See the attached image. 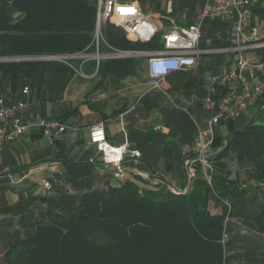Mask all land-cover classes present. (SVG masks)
<instances>
[{
	"label": "trees",
	"instance_id": "1",
	"mask_svg": "<svg viewBox=\"0 0 264 264\" xmlns=\"http://www.w3.org/2000/svg\"><path fill=\"white\" fill-rule=\"evenodd\" d=\"M139 1L146 13L166 8L162 0ZM262 1L258 0L252 7V25H255V17L264 22ZM96 2L0 0V57L85 50L93 40ZM179 3L189 5L190 0H179ZM193 6L194 3L191 8ZM208 21V39L202 38V47H224L233 43L227 23ZM103 32L107 41L120 49L152 50L163 46L160 35L150 41H132L123 28L111 21H107ZM217 33L224 36L223 40ZM259 53L264 58V49ZM144 60L143 57L103 60L85 102L89 103L90 95L100 87L116 89L123 86L127 78L143 75ZM207 65L198 68L202 76L192 70L175 72L170 77L173 85L170 92L178 90L183 94L198 80L204 81L210 68ZM87 70H93V63L88 64ZM73 75L75 72L60 62L0 61V95L10 103L19 100L31 103L35 96L57 102L63 98L61 94ZM25 87L29 92L24 93ZM47 88H50L49 98L45 96ZM158 94L142 97L145 109L159 105L163 94ZM173 100L169 113L174 111L173 105L178 104ZM76 109L74 105L72 110L49 119L69 122ZM178 119L184 125L179 129L183 138L184 122L188 118L181 113ZM232 119L220 123L228 132L216 134L211 145L213 154L220 151L230 133L225 149L210 157L211 183L201 163L195 162V174L186 189L188 172L184 163L196 152H187L184 145L180 146L182 154L177 156L175 170L183 173L180 185L183 192L170 190L168 180L160 174L157 177L161 182L153 183L151 177L138 176L109 191L84 192L71 209L60 205L49 207L39 215L35 212L30 215L26 219L25 236L11 237L0 260L4 264H264L262 241L257 239L258 243L238 245L243 239L241 230L264 238V123L251 120L242 128H236ZM155 132L158 131L151 129V136H155ZM96 159L95 162L104 165L99 157ZM142 160L141 168L154 176L160 168L157 162L145 157ZM169 166L173 165L166 162L165 167ZM236 227L240 228V233H236ZM224 235L229 236L227 242H223Z\"/></svg>",
	"mask_w": 264,
	"mask_h": 264
},
{
	"label": "crops",
	"instance_id": "2",
	"mask_svg": "<svg viewBox=\"0 0 264 264\" xmlns=\"http://www.w3.org/2000/svg\"><path fill=\"white\" fill-rule=\"evenodd\" d=\"M133 1H137L142 8L139 0ZM178 1L168 2L167 16L174 17L175 23L180 26L193 23L202 7V0H190V4L184 6ZM174 2H178L177 5H173ZM193 3L194 6L191 8ZM148 13L154 15L159 21L163 19L162 22L166 25L171 23L167 18L160 19L162 14L159 12ZM250 20L252 23V13ZM254 21L255 24L260 22L257 17ZM208 22L206 21L203 26V40L208 39L206 33L210 30ZM206 26L207 29H205ZM217 37L223 40L224 36L217 33ZM229 60L228 55L227 57L226 55L225 57L204 55L199 66L193 69L192 73L202 76L198 68L207 67L209 64L210 68L207 71L209 76H206L204 81L198 80L183 94L178 90L170 92L178 102L177 105H173L174 111L171 113L168 110L169 106L165 105L166 100L169 99L165 95L162 100L160 99L159 105L151 110L141 109L143 96L154 94L157 97L159 95L158 91L150 90L147 76L141 83L137 82L138 76L129 77L125 82H131L130 85H124L115 90L111 89L113 87H100L90 95L89 103L85 102L86 95L93 90L96 77L90 78L93 81L85 86V79L77 75L75 104L65 103L64 95L69 84L61 94L63 98L57 102L40 100L36 96L31 103L19 100L25 102V107L19 111L23 121H30L37 117L51 118L72 110L76 105L78 107L76 113L71 115L69 122H65L76 127V132L69 128L52 138L45 135L40 127H35L30 135L0 147V259L11 237L25 236L26 226H28L26 219L30 215L34 212L39 215L41 211H46L49 207L60 205L67 210L71 209L84 192L98 189L109 191L121 186L126 180H135L138 176L147 179L151 177L153 183L161 182L162 179L157 177L158 174L168 180L169 188L175 186L180 189L183 173L175 170L177 156L182 154L179 148L195 141L196 121L202 116L210 115L211 111L204 104V98L211 95L215 79L221 75L226 66L230 65ZM174 73L169 76L171 85L170 77ZM136 83L140 85V90L134 95ZM49 92L50 88H47L45 94L47 98H49ZM0 97L3 96L0 95ZM112 98L116 99L113 105ZM6 102L10 103L8 100ZM133 111H136V115L131 114ZM181 113L188 118L184 122L186 124L183 138L182 133L179 132V129L184 126L178 119ZM232 118L236 128H242L251 120L264 123V96L262 100L251 104ZM99 120L105 121L107 138L112 144H123L128 137L130 146L141 151L142 155L138 160L132 157L126 158L122 165L123 171L120 173L116 174L113 166L106 167L104 163L102 165L90 161L96 152V146L90 143L89 126ZM157 125H161L162 128L156 130ZM151 129L158 131L155 132V136H151ZM227 132L225 125L217 127V135L219 133L226 135ZM144 157L157 162L160 167L159 170H154V176H150L148 170L141 168ZM166 162L173 166L166 168ZM187 178L186 189L189 188L190 182L189 177ZM45 180L51 182V188L44 185ZM0 264H4V261L0 260Z\"/></svg>",
	"mask_w": 264,
	"mask_h": 264
},
{
	"label": "built area",
	"instance_id": "3",
	"mask_svg": "<svg viewBox=\"0 0 264 264\" xmlns=\"http://www.w3.org/2000/svg\"><path fill=\"white\" fill-rule=\"evenodd\" d=\"M258 0H202V7L197 18L187 26H180L173 18L165 15L160 17L171 21L166 25L154 15L142 10L137 1L133 0H97L96 23L91 44L82 51L56 52L29 56L0 57V61L42 60L60 62L70 67L75 75L90 79L97 75L101 62L105 59L127 57H143L141 64L150 85V90L158 91L171 97L172 85L169 76L176 71H189L197 68L206 54H226L230 57L229 64L219 77L215 79L211 95L204 98V104L210 109V115L200 117L196 121L197 134L195 141L184 145V149L195 151L194 157L185 160L189 179L195 174L194 163H201L203 172L211 183L209 170L212 169L211 145L216 137L217 127L247 109L251 104L262 100L264 96V58L259 53L264 49V22L252 25L251 8ZM208 20H221L227 23L232 44L224 47L206 48L201 46L203 26ZM107 21L114 22L123 28L128 39L132 41H150L160 35L161 48L152 50H127L111 45L103 32ZM107 49H103V47ZM92 49H89V48ZM93 63V70L87 66ZM232 64V66H231ZM24 93L29 88H24ZM25 107L24 101L7 103L0 97V147L12 143L20 137L30 135L35 127H40L49 137H55L76 127L37 117L23 121L19 111ZM161 125L155 126L156 130ZM90 143L96 146V152L90 158H96L106 167H115L116 174L123 171V163L127 157L140 159L141 151L129 144L128 137L123 144H112L106 134L105 121L99 120L89 126ZM125 134H127L125 132ZM47 188L51 182L44 181ZM170 190L175 191L170 187ZM229 240L224 235L223 242Z\"/></svg>",
	"mask_w": 264,
	"mask_h": 264
},
{
	"label": "rangeland",
	"instance_id": "4",
	"mask_svg": "<svg viewBox=\"0 0 264 264\" xmlns=\"http://www.w3.org/2000/svg\"><path fill=\"white\" fill-rule=\"evenodd\" d=\"M163 1V5L164 6H166V8L165 9H163V10H161V11H158L159 13H161V14H165V13H167L168 12V10H169V4H168V2H170V1H172V0H167V3H166V0H162ZM179 2V1H178ZM178 2H174V4L173 5H177V3ZM171 3V2H170ZM261 4H264V1H262V3ZM149 8L150 7H148V9L147 10H149ZM142 10H143V8H142ZM146 9H144L143 11H145ZM251 11H252V8H251ZM171 18H174V17H172V16H170ZM260 23V22H259ZM258 23V24H259ZM145 61V60H144ZM145 73L143 74V75H138V78H137V82H139V83H141L142 81H144L145 80ZM206 76L208 77L209 76V74H207L206 73ZM131 78V77H130ZM93 80H90V79H85L84 80V82H85V86H87V85H89V83L90 82H92ZM131 84V82H125L124 81V85L125 86H127V85H130ZM124 85L122 86V87H124ZM136 85V92H134V95H136V94H138V91L140 90V85H138L137 83L135 84ZM118 88H120V87H118ZM111 89H113V90H115L114 88H111ZM172 96V95H171ZM64 97H65V103L67 104H71V103H76V75H73V77H72V80H71V82L69 83V88L67 89V91H66V93H65V95H64ZM173 99H175L174 98V96H172L171 97V99H168V100H166V102H165V105L168 107H170L171 105H172V102L174 101ZM115 102H116V99L115 98H112L111 99V104L113 105V104H115ZM175 105V104H174ZM141 106V109L142 108H144V106H143V104H141L140 105ZM138 111L140 112V110L138 109ZM131 114H134V115H136V111H133V112H131ZM171 188H174V190L175 191H182L183 189V187L181 188L180 187V189H177L175 186H171ZM183 192V191H182ZM241 227H243V226H241ZM235 231H236V233H240V228L239 227H236V229H235ZM241 234L243 235V239H241V240H239V246L240 245H244V246H248L249 245V243H252V242H257L258 240H259V242L260 241H262L263 243H264V238H259L258 236H257V234L256 233H247L245 230H241ZM258 239V240H257ZM258 243V242H257ZM236 262V261H235Z\"/></svg>",
	"mask_w": 264,
	"mask_h": 264
},
{
	"label": "water",
	"instance_id": "5",
	"mask_svg": "<svg viewBox=\"0 0 264 264\" xmlns=\"http://www.w3.org/2000/svg\"><path fill=\"white\" fill-rule=\"evenodd\" d=\"M229 136H230V133H229V135H227V137H226V145H225L220 151H218V152L212 154V156H216L217 154H219L221 151H223V150L225 149V147H226L227 144H228V138H229ZM189 185H190V182L188 183V186H189Z\"/></svg>",
	"mask_w": 264,
	"mask_h": 264
}]
</instances>
